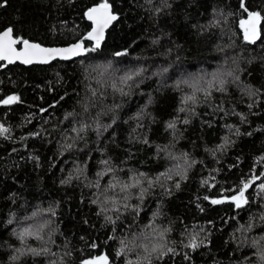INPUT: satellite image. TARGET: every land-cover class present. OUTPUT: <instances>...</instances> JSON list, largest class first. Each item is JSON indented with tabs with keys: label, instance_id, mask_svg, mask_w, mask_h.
<instances>
[{
	"label": "trees",
	"instance_id": "obj_1",
	"mask_svg": "<svg viewBox=\"0 0 264 264\" xmlns=\"http://www.w3.org/2000/svg\"><path fill=\"white\" fill-rule=\"evenodd\" d=\"M100 2L0 0V31L11 27L23 39L66 45L91 29L85 13ZM108 2L118 19L96 52L48 64L17 62L0 67V102L9 96L20 98L8 105L0 103V124L9 129L0 135V264H51L53 260L80 264L101 255H107L110 264H258L256 249L249 245L253 239L264 245V190L260 188L264 183V20L253 44L243 38L240 24L248 17L239 6L241 0H167L170 7H163L161 0ZM244 2L249 11L264 17V0ZM156 7L162 10L156 13ZM118 52L126 55L116 56ZM108 63L120 70L117 75L142 67L143 78L137 77L138 86L125 88L129 94L124 97L107 84L101 87L96 79H84L85 65ZM221 65L239 76L240 87L229 84L226 93H213L210 102L201 97L194 114L179 112L180 107H189L181 103L189 89L183 85L177 89L176 82ZM163 68L168 72L156 75ZM91 89L105 92L104 104L110 108L121 105L99 117L100 124L110 125L106 131L101 128L99 136L90 117H95L100 103L97 100L93 107L87 100ZM68 113L74 116L65 119ZM184 119L189 123L184 124ZM81 120L91 127L77 139L72 129L79 128L75 121ZM173 121L175 130L168 128ZM225 137L228 143L220 148ZM73 141L74 147L68 149ZM169 154L178 158L186 154L189 163L195 161L186 168V179L175 174L177 161ZM102 159L124 169L120 177L130 170L155 178L172 169L173 178L161 177L164 187L149 189L143 201L130 199L129 205L139 206L138 213L122 206L117 213L111 204L92 203L99 190L88 185L98 179ZM179 162L186 167L182 159ZM78 168L83 169L78 180L61 183L69 175L75 177ZM253 177L258 179L245 193L247 205L211 203L236 194ZM107 179L100 180L101 185ZM102 207L107 208L103 213ZM49 208L55 216L44 211ZM33 212L40 215L32 217ZM48 218L50 240L48 230L43 242L31 236L19 239L25 227L38 226ZM165 229L169 231L159 240ZM193 235L197 243L203 241L195 250L184 246ZM142 236H150L152 242ZM120 240L125 241L123 246ZM139 244H147L149 251ZM157 244L165 247L152 252ZM43 247L56 255L29 251ZM121 247L123 255L118 254ZM168 247L175 253L161 257L160 251Z\"/></svg>",
	"mask_w": 264,
	"mask_h": 264
},
{
	"label": "snow or ice",
	"instance_id": "obj_2",
	"mask_svg": "<svg viewBox=\"0 0 264 264\" xmlns=\"http://www.w3.org/2000/svg\"><path fill=\"white\" fill-rule=\"evenodd\" d=\"M147 3H153V0H147ZM161 4L163 7H170L171 5L167 3V0H161ZM3 6V5H0ZM240 8L247 14V19L241 21V28L244 29V40L249 41L250 43H255L257 38L259 37L258 25L264 20V17L261 16L260 12H251L249 11L248 7L245 5L244 0H241ZM162 10V7H156L155 12L159 13ZM87 20L92 22L91 30L88 31L86 34L79 37L74 43L69 44L66 47H44L39 43L29 42L27 39H23L22 37L15 36L13 34V29L8 27L0 32V67H7L9 64H14L19 61L22 64L29 65L33 63H40V64H48L54 60H71L73 57H80L89 52H96L100 46L101 42L104 39V32L108 28V26L112 23V21L117 20L118 16L112 12V5L108 2V0H102V2L98 3L97 5L91 7L86 13ZM87 42V43H86ZM88 43L91 46H88ZM20 47H17V46ZM116 56H123L126 55V52H118L115 54ZM83 63V61H81ZM225 64L227 61L225 60ZM235 63V60H233ZM120 70L114 68L111 63L104 64V65H96L94 67H90L85 65L82 68V72L85 74L84 79L87 80L90 77L96 79L97 84L103 87L104 84H107L108 87L112 90L113 93H118L121 97L127 96L129 93L125 91V88L131 89L133 86H138L139 82L137 77L143 78V73L145 71L144 68H138L131 71H125L121 75H117ZM168 72V68H163L161 72L156 73V75H163V73ZM239 76L235 75L234 72L224 65L217 67L212 72H203V73H196V74H189V76L185 79L179 80L176 82L175 87L177 89L181 88V85L185 86L189 89V92L185 93L182 97L181 103L184 105H188V109L185 107H180L178 109L179 112L185 111H192L194 114L195 106L200 102L201 97L205 102H210L213 93L218 92L224 94L228 90V85L232 84L237 87L239 85ZM117 84L123 85L122 87H118ZM90 96L87 100L91 101L93 107L96 106L97 100H99L100 107L95 113V117H90V119H94L96 121L94 131L97 132L99 136L101 128L105 131L110 125H102L99 123V117L101 115L106 114L107 112L114 111L115 109L120 108L119 103H114V106L110 108L108 105L104 104L105 92L100 91L98 93L97 89L90 90ZM250 97L254 95L252 92L247 93ZM18 96H9L7 99H4L2 102L5 105L18 102ZM216 107H219L217 105ZM249 108L252 105H248ZM222 110V109H221ZM42 111H46V109H42ZM83 112H88V105L87 102L83 104ZM73 113H68L65 119L69 117H73ZM76 123L80 124L79 128H73L72 131L76 133L77 139H82L81 133L85 132L91 125L87 122L75 121ZM184 124H188L189 120L184 119L182 121ZM112 124L115 123V117L113 116ZM176 124L175 121L168 124V128L175 130ZM9 129L5 128L2 124H0V135L8 133ZM238 134V132H237ZM34 135H40V133H34ZM75 141L73 143L67 144L68 149H72L74 147ZM144 143H147L145 140ZM228 143L227 137H225L224 144L220 145V148H224ZM171 156V154H169ZM91 159V157H89ZM173 161H177L175 163V174L180 176L181 179L187 178V171L186 168L191 167L195 161L189 163L186 158V154L183 158H178L175 156H171ZM183 160V164L186 166L182 168L180 160ZM264 159V158H261ZM103 168L96 172V176L98 179L95 183H90L88 186L98 189L99 196L97 200H93L92 203H97L99 201L100 204L107 206L108 204L112 205L113 211L120 213L121 206L124 209L131 208L134 212H139L138 205H129L128 201L132 198L137 199L138 201H143L146 194H148L149 189L160 186L164 187L163 183H161V177L165 180H171L173 178L171 172L172 169H169L167 172L160 173L155 178L149 177L146 173L143 172H131L130 170L126 172L124 177L119 176V172L124 171V169L117 166H112L110 164L109 159H102L99 161ZM87 167V165H85ZM83 173V169H77V175L74 177L69 175L66 179L62 180L61 183L68 184L71 183L73 179H79L80 174ZM107 177L108 179L105 180L104 184L101 185L100 180H104ZM258 177H253L248 181L242 183V186L239 187V190L236 194L232 196H224L220 199H212V204H222L225 202H229L235 205L236 208H240L245 206L249 203L245 193L247 190L252 187L255 183V180ZM203 183L207 184L208 181L205 180ZM147 185V187H145ZM175 187L178 189L180 187L179 182L175 184ZM214 187V185H213ZM260 188L264 190V183L260 184ZM103 197V199H100ZM118 198V199H117ZM205 200H208L209 197L205 196ZM123 202L122 204L120 202ZM120 205V206H118ZM107 210L106 207H102L100 212L103 213ZM47 211L51 216H55V211L51 208L44 210ZM40 215L38 212H33L32 217H36ZM119 218V216L117 217ZM31 219V217L27 218ZM106 221L110 223H115L111 216H105ZM51 224L52 220L50 218L44 219L39 222L38 226L35 227H25L24 231L19 234V239L23 241L26 237L31 236L36 241L43 242L45 239V232L48 230L49 240L51 239ZM250 228V226H249ZM169 231L165 229L163 232L159 234V240H163L165 232ZM144 240H147L149 243L152 242V238L150 236H142ZM54 243V241H53ZM120 244L123 246L125 244L124 240H120ZM203 244V241L197 243V236L193 235L189 240V243L184 245L185 247L192 248L195 250L197 247H200ZM138 247H142L145 252H148L147 244H139ZM250 247L256 249L253 253L254 256L257 257L258 264H264V245H261L260 241L253 239ZM92 247H96L95 244ZM165 245L157 244L153 246L151 251L156 252L159 249H162ZM19 251V250H18ZM29 251L33 255H51L55 256V253H52L51 250L47 247H43L40 251H37L35 248H30ZM169 253H175V249L168 247L166 252L161 250L160 256L167 255ZM120 255L124 254V247H121ZM13 260L17 259L16 256L12 257ZM147 259V257H145ZM51 264H56L53 260ZM80 264H110L107 255H101L98 257H94L91 259H84L81 260ZM129 264H132L129 261ZM149 264L151 262L149 261Z\"/></svg>",
	"mask_w": 264,
	"mask_h": 264
},
{
	"label": "water",
	"instance_id": "obj_3",
	"mask_svg": "<svg viewBox=\"0 0 264 264\" xmlns=\"http://www.w3.org/2000/svg\"><path fill=\"white\" fill-rule=\"evenodd\" d=\"M96 5H97V4H96ZM93 6H95V5H93ZM93 6H92V7H93ZM90 8H91V7H90ZM90 8H89V9H90ZM89 9H88V10H89ZM88 10H87V11H88ZM112 12H113V10H112ZM113 13H114V12H113ZM114 14L116 15V13H114ZM115 21H116V20L112 21V23H111V24L108 26V28L105 30V32H104V39H105V37H106V33H107L108 29L113 25V23H114ZM91 23H92V22H91ZM7 28H8V27H7ZM4 29H6V28H4ZM4 29H3V30H4ZM3 30H1L0 32H2ZM90 30H91V29H90ZM90 30H89V31H90ZM243 31H244V29H243ZM13 34H14V33H13ZM104 39H103V40H104ZM27 40H28L29 42L39 43V44H41V45L44 46V47H66V46H68L69 44H71V43H69V44H66V45H49V46H47V45H44V44H42V43H40V42H37V41H33V40H29V39H27ZM103 40H102V41H103ZM72 43H74V42H72ZM17 47H20V46L18 45ZM74 58H77V57H73L72 59H74ZM17 62L20 63L19 61H17ZM17 62H16V63H17ZM21 64H22V63H21ZM33 64H40V63H33ZM29 65H32V64H29Z\"/></svg>",
	"mask_w": 264,
	"mask_h": 264
}]
</instances>
